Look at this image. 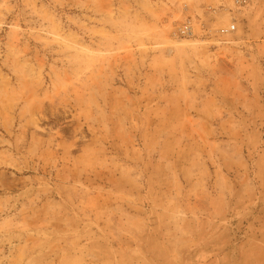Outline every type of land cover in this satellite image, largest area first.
<instances>
[{"label":"rangeland","instance_id":"obj_1","mask_svg":"<svg viewBox=\"0 0 264 264\" xmlns=\"http://www.w3.org/2000/svg\"><path fill=\"white\" fill-rule=\"evenodd\" d=\"M233 1L0 0V264H264V0Z\"/></svg>","mask_w":264,"mask_h":264},{"label":"built area","instance_id":"obj_2","mask_svg":"<svg viewBox=\"0 0 264 264\" xmlns=\"http://www.w3.org/2000/svg\"><path fill=\"white\" fill-rule=\"evenodd\" d=\"M249 0H234L233 3H234V6L236 8H243L247 3H248ZM233 22H231V25L229 27V31L230 32H234L236 29H237V26H236V23H235V20L233 19L232 20Z\"/></svg>","mask_w":264,"mask_h":264}]
</instances>
